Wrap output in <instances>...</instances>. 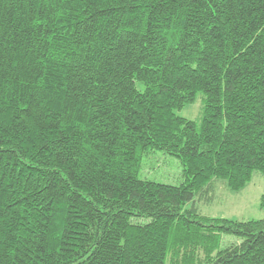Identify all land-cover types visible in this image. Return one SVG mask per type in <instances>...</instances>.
Returning <instances> with one entry per match:
<instances>
[{
  "label": "trees",
  "instance_id": "trees-1",
  "mask_svg": "<svg viewBox=\"0 0 264 264\" xmlns=\"http://www.w3.org/2000/svg\"><path fill=\"white\" fill-rule=\"evenodd\" d=\"M153 151L181 186L140 177ZM255 172L264 0H0V264H264V218L187 208Z\"/></svg>",
  "mask_w": 264,
  "mask_h": 264
},
{
  "label": "rangeland",
  "instance_id": "rangeland-1",
  "mask_svg": "<svg viewBox=\"0 0 264 264\" xmlns=\"http://www.w3.org/2000/svg\"><path fill=\"white\" fill-rule=\"evenodd\" d=\"M203 99V94L199 93L196 101L177 111V115L199 123ZM140 177L143 180L173 187L181 186L185 181L180 159L163 151H153L144 156ZM214 188L210 194L211 201L196 197L187 208L195 205L203 216L231 221H260L264 218V211L260 206L261 198L264 196V175L261 172H255L252 181L241 192L229 191L225 183L220 181ZM240 242L241 240L234 236L223 235L222 248Z\"/></svg>",
  "mask_w": 264,
  "mask_h": 264
}]
</instances>
